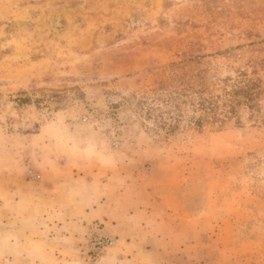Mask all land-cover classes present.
<instances>
[{
    "label": "rangeland",
    "instance_id": "1",
    "mask_svg": "<svg viewBox=\"0 0 264 264\" xmlns=\"http://www.w3.org/2000/svg\"><path fill=\"white\" fill-rule=\"evenodd\" d=\"M0 264H264V0H0Z\"/></svg>",
    "mask_w": 264,
    "mask_h": 264
},
{
    "label": "trees",
    "instance_id": "2",
    "mask_svg": "<svg viewBox=\"0 0 264 264\" xmlns=\"http://www.w3.org/2000/svg\"><path fill=\"white\" fill-rule=\"evenodd\" d=\"M164 86V85H162ZM236 94H239L243 92L242 89H239L238 91H234ZM246 99H249L245 97ZM169 98H163L161 93H156L152 97L149 98V100L141 99L138 101V106L140 111L143 113L144 118L152 119L154 122V125L158 128H165L166 132H172L176 129L175 124L167 123L162 115H164L163 112L160 110V104L161 102H167ZM209 105V104H208ZM200 106H203L204 109L206 107L204 106L203 101L200 102ZM232 107V106H231ZM212 108V106L208 107ZM201 120H197L196 124H199Z\"/></svg>",
    "mask_w": 264,
    "mask_h": 264
},
{
    "label": "crops",
    "instance_id": "3",
    "mask_svg": "<svg viewBox=\"0 0 264 264\" xmlns=\"http://www.w3.org/2000/svg\"><path fill=\"white\" fill-rule=\"evenodd\" d=\"M135 206H136V204H133L131 207L132 208H135ZM137 210V211H136ZM141 211H143L142 209H139V207L137 206L136 207V209H135V213L137 214L138 212H141ZM124 212H127V210L126 209H124ZM142 217H140L139 219H136L135 221V223H133L134 225H136V226H138V228L139 227H141V219ZM125 219H133V216H131V217H126V218H122L121 219V222H124V220ZM148 235L150 236V241L148 242V243H156V244H158V242H159V240L158 239H156L155 237H154V235H153V233L152 232H149L148 233Z\"/></svg>",
    "mask_w": 264,
    "mask_h": 264
},
{
    "label": "built area",
    "instance_id": "4",
    "mask_svg": "<svg viewBox=\"0 0 264 264\" xmlns=\"http://www.w3.org/2000/svg\"><path fill=\"white\" fill-rule=\"evenodd\" d=\"M96 243L98 245V249H103L108 244H111V241L105 237H99L98 242L96 241Z\"/></svg>",
    "mask_w": 264,
    "mask_h": 264
}]
</instances>
